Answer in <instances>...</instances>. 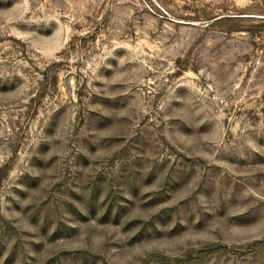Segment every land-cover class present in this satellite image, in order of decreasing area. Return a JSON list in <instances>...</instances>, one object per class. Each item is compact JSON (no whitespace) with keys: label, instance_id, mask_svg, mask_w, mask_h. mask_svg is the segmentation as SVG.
Wrapping results in <instances>:
<instances>
[{"label":"rangeland","instance_id":"rangeland-1","mask_svg":"<svg viewBox=\"0 0 264 264\" xmlns=\"http://www.w3.org/2000/svg\"><path fill=\"white\" fill-rule=\"evenodd\" d=\"M0 264H264V0H0Z\"/></svg>","mask_w":264,"mask_h":264}]
</instances>
